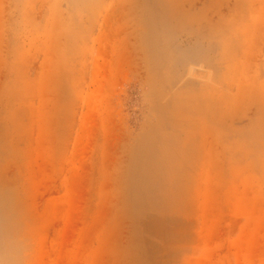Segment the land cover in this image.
Wrapping results in <instances>:
<instances>
[{"label":"rangeland","instance_id":"374dc122","mask_svg":"<svg viewBox=\"0 0 264 264\" xmlns=\"http://www.w3.org/2000/svg\"><path fill=\"white\" fill-rule=\"evenodd\" d=\"M0 264H264V0H0Z\"/></svg>","mask_w":264,"mask_h":264},{"label":"water","instance_id":"95a60500","mask_svg":"<svg viewBox=\"0 0 264 264\" xmlns=\"http://www.w3.org/2000/svg\"><path fill=\"white\" fill-rule=\"evenodd\" d=\"M194 74H195L196 76H199V77H205V75H206L205 73L200 72V71H195Z\"/></svg>","mask_w":264,"mask_h":264}]
</instances>
